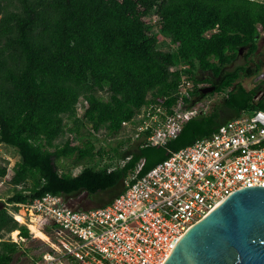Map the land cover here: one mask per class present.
I'll list each match as a JSON object with an SVG mask.
<instances>
[{"label": "trees", "instance_id": "obj_1", "mask_svg": "<svg viewBox=\"0 0 264 264\" xmlns=\"http://www.w3.org/2000/svg\"><path fill=\"white\" fill-rule=\"evenodd\" d=\"M259 27L264 0H0V144L18 155L0 163V180L14 187L5 200L13 211L0 208V264H17L29 250L4 238L16 229L30 238L13 217L21 204L45 192H86L92 207L105 205L141 161L138 177L228 119L264 110L262 82L246 88L240 80L263 65L249 64ZM241 51L245 62L229 68ZM182 72L196 84L190 98L214 104L165 145L133 139L122 122L158 97L172 103ZM206 85L215 87L203 94ZM101 130L124 135L106 151L96 147ZM66 133L70 141L56 142ZM103 156L117 163L95 167ZM66 157L83 166L74 174L60 169Z\"/></svg>", "mask_w": 264, "mask_h": 264}, {"label": "built area", "instance_id": "obj_2", "mask_svg": "<svg viewBox=\"0 0 264 264\" xmlns=\"http://www.w3.org/2000/svg\"><path fill=\"white\" fill-rule=\"evenodd\" d=\"M195 85L182 72L172 103L158 97L122 122L130 136L154 145L174 138L185 122L211 106V99L190 98ZM141 164L105 205L75 208L52 192L21 204L19 223L28 227L32 216L45 235L33 236L28 227L30 238L41 242L29 248L26 264H163L186 230L226 196L241 187L264 186V110L228 119L138 177ZM17 235L20 241L30 239L19 230Z\"/></svg>", "mask_w": 264, "mask_h": 264}, {"label": "water", "instance_id": "obj_3", "mask_svg": "<svg viewBox=\"0 0 264 264\" xmlns=\"http://www.w3.org/2000/svg\"><path fill=\"white\" fill-rule=\"evenodd\" d=\"M163 264H264V186L226 196L186 230Z\"/></svg>", "mask_w": 264, "mask_h": 264}, {"label": "rangeland", "instance_id": "obj_4", "mask_svg": "<svg viewBox=\"0 0 264 264\" xmlns=\"http://www.w3.org/2000/svg\"><path fill=\"white\" fill-rule=\"evenodd\" d=\"M156 22H157L156 19L152 21V24H153L154 27H158V25H156ZM259 29H260V34H261V37H260L259 42H258L259 51L256 54L251 56V60L252 61L249 64H250V66H252L254 64L253 61H258L260 59V60H262L263 65H262L261 70L259 71L258 74L250 75V76H241L240 80H241L242 84L246 88H251L255 84H257L258 82H262V85L264 86V77H262V78L260 77V74L264 72V29H261L260 27H259ZM243 53H244V51H241L240 56L233 62V64L229 65V68L233 67L236 64L245 62V59L243 57ZM104 95L106 96V94H104ZM207 99H209V98H206L205 100H207ZM220 102H221V100L217 101L215 104L220 103ZM212 104H214V103H212ZM82 110H83V106L80 105L79 108H78V113L80 114L82 112ZM83 131L86 134L87 133V128L84 129ZM121 135H124V134H122V132H121L120 134H117V135L113 136V135H109L106 132L101 130L98 133L96 147L100 146V147H103L104 149H106V151H110V148L112 146L114 147V146L118 145L119 141H121V139H122ZM65 139H68L69 141L71 140V136H70L69 133H66L63 137L57 139L56 142L61 143ZM82 139H84V138H82ZM79 144H81V143H79ZM123 146H121L120 149ZM17 158H18V155H17L16 150H14L13 148H11V147H9L7 145L0 144V163L4 164V163L7 162V165L9 166ZM95 160H96V163L94 164L95 167H100L105 162L107 163V162H110V161H113L114 164L117 163L114 160H110L107 156L96 157ZM120 163H123V161H121ZM59 165H60V169L65 170V171L70 169L73 174L78 172V170H80V168L83 166L82 163L75 162L74 157L62 158L59 161ZM26 185H29V182ZM21 186H23V185H18L17 188H20ZM13 192H14L13 185L9 181H7L6 177L2 178L0 180V208L4 207V204H6L5 203L6 198L8 196H10ZM66 198L69 201V204L71 206L75 207V208H81V209L89 208V207H92V206H94L96 204L95 197L88 195L86 192H80V193H78V194H76L74 196H69V197H66ZM6 206H7V211L8 212H12L13 211L12 203H8V204H6ZM22 214H23V208L20 207L18 209V211L14 213V219L16 218L18 220V218L16 216H21L22 217ZM18 222L22 223V221H20V220H18ZM26 222L28 224H30V225H28V227L32 231V235L36 236V233L31 228L32 225L36 226L37 227V228L35 227L36 229L39 228V226H38V224H36L34 218L32 216H28ZM14 231H16V235H14L12 233L13 232L12 231L9 234L8 233L5 234L4 238L5 239L9 238L11 240L18 239V235H17L18 229L14 230ZM38 236H40V235H38ZM38 239H40V238H37V239L30 238V239L25 240V241H20V239H18L17 242H23V247L34 248V246H36L39 243ZM17 256L19 258V261L17 262V264L26 263L27 260H28V258L25 256V254L16 255L15 258H17Z\"/></svg>", "mask_w": 264, "mask_h": 264}, {"label": "bare ground", "instance_id": "obj_5", "mask_svg": "<svg viewBox=\"0 0 264 264\" xmlns=\"http://www.w3.org/2000/svg\"><path fill=\"white\" fill-rule=\"evenodd\" d=\"M17 218H18V220H20V221H24V219H23V216L21 217V216H16ZM31 228L33 229V231L36 233V236H38V235H40V237H43V238H45V235H44V233L42 232V231H40L39 229H36L35 228V226H31ZM14 235H16V231H13L12 232Z\"/></svg>", "mask_w": 264, "mask_h": 264}, {"label": "flooded vegetation", "instance_id": "obj_6", "mask_svg": "<svg viewBox=\"0 0 264 264\" xmlns=\"http://www.w3.org/2000/svg\"><path fill=\"white\" fill-rule=\"evenodd\" d=\"M260 37H261V36H260ZM260 37H259V39H260ZM259 39H258V42H259ZM258 42H257V43H258ZM258 51H259V46H258V49L256 50V53H257ZM256 53H255V54H256Z\"/></svg>", "mask_w": 264, "mask_h": 264}]
</instances>
